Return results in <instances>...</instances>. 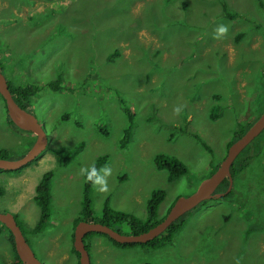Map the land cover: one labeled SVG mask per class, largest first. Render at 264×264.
<instances>
[{"label": "rangeland", "instance_id": "rangeland-1", "mask_svg": "<svg viewBox=\"0 0 264 264\" xmlns=\"http://www.w3.org/2000/svg\"><path fill=\"white\" fill-rule=\"evenodd\" d=\"M0 1V67L14 86L40 88L26 107L49 141L32 163L0 171V212L15 217L44 264H78L75 221L106 223L107 204L145 220L162 192L157 214L165 218L220 168L236 131L264 112V0ZM123 101L134 114L127 145ZM5 106L0 96V151L19 160L37 137L10 124ZM158 154L188 171L171 179ZM104 157L107 191L91 186L86 214L87 172ZM235 161L232 184L217 191L226 195L187 215L172 243L121 248L89 235L91 264H264V131ZM49 173L51 219L34 234L36 188ZM8 238L0 223V264L16 262Z\"/></svg>", "mask_w": 264, "mask_h": 264}, {"label": "water", "instance_id": "water-1", "mask_svg": "<svg viewBox=\"0 0 264 264\" xmlns=\"http://www.w3.org/2000/svg\"><path fill=\"white\" fill-rule=\"evenodd\" d=\"M0 95L5 100L7 113L15 126L24 132H31L37 137L33 147L19 160L0 158L1 171H16L35 161L46 150L49 145L48 135L45 127L39 123L37 118L15 101L9 90L7 78L1 70ZM263 131L264 112L250 129L230 146L220 168L204 181L194 194L176 201L166 218L148 232L127 236L101 223H79L74 234V248L80 254L79 263L91 264L90 255L84 243L85 237L90 233L106 235L119 244H146L159 237L179 218L194 210L203 202L224 197L226 194L218 195L216 193L217 189L226 179L232 184L231 168L235 160ZM0 223L12 233L17 255L23 264H44L35 255L18 222L11 213L0 212Z\"/></svg>", "mask_w": 264, "mask_h": 264}, {"label": "trees", "instance_id": "trees-1", "mask_svg": "<svg viewBox=\"0 0 264 264\" xmlns=\"http://www.w3.org/2000/svg\"><path fill=\"white\" fill-rule=\"evenodd\" d=\"M261 7L264 8V5L262 3H261ZM226 15L230 19H233V15L228 14V13H226ZM241 37H242V35H239L237 40H239ZM117 56H119V52L118 51H116L114 54H112V56L109 58V61L113 62L114 58L117 57ZM0 70L3 73L1 67H0ZM8 85H9V90L12 93V95H13L14 99L16 100V102L22 108H24L25 110H27L26 105L30 102V99L34 98L38 94V92L40 91L39 87L14 86L9 81H8ZM49 86L53 90H58L60 84L58 82H56V83H51ZM2 99L4 100L3 97H2ZM4 102H5V100H4ZM5 105H6V103H5ZM122 105L124 106V110H125L126 114L128 115L129 120H130V126L125 130L124 138H123V141H122L123 145H127V144L130 143V138L132 136L134 114L132 112V109H130V107L127 105V103H125L123 101ZM5 108H6V106H5ZM213 110L214 111L211 112V118H212V120L215 121L218 118V116H219V114L217 113V110H220V109H218L216 107V109H213ZM9 122H10V124L15 126V124L11 121L10 118H9ZM253 123H254L253 121L248 122L247 124H245L244 127L239 128V130L236 131V135H235L236 136V141L249 130V128L253 125ZM233 143L234 142L230 143L228 148H230V146ZM80 148H81V146L78 147V149H76V151L73 153V157L75 155H77V153L79 152ZM0 158L7 159V160L11 159L9 157V152L7 150L6 151H4V150L0 151ZM67 159L69 160V158H67ZM106 159H108V158H106V157L100 158L93 167L95 169H97L98 172H100V170L107 163ZM155 162H156L157 167H158V169L160 171H167L169 173V176H170L171 179L182 177L188 171L187 168L185 167V165L181 161H179L178 159H176L174 157L166 156L165 154L156 155ZM235 163H236V161H235ZM235 163H234V165H235ZM234 165L231 168V172H232V176L233 177H234V173H233ZM216 170H214L213 172H215ZM50 176H51L50 173L47 174V176H45L43 178V180L39 183L38 187L36 188V195L34 197V201H35V203L37 204V206L40 209V219H39V221H37L36 226L32 230V233H34V234L42 233L46 229V227L48 225V222L51 219L52 196H51L50 182H49ZM226 183H227V181H226ZM93 184H94L93 181H90V180L87 179V184H86V187H85L86 199H85V202H84V210H83V212L86 213V214L89 213L90 215H92V213H91L90 206H89L90 205V201L88 199V196H89L90 188H91V186H93ZM227 186H228V184H227ZM217 191H218V189H217ZM1 195H2V190H0V196ZM153 196H154L153 200H152V202H150L149 207H148L149 217L147 219L142 220V219H139V218H137V217H135V216H133L131 214H126V213H122V212H118V211H112L109 208L108 204H107L106 205V211L104 213V218H103V220H105L106 223H102V224L110 226L108 224V222H110L112 220V221H114V222H116L118 224H125L126 226H128L131 229L133 235H139V234L148 232L150 229H152L155 226H157L158 224H160L166 218L165 217L163 219H159L158 218V214H157V208H158L159 204L162 202V200L164 199L163 193L162 192H157V193H154ZM206 202H208V201H205L202 204H204ZM174 203H173V205H174ZM202 204H200L194 210H197ZM173 205L171 206V208L173 207ZM171 208L168 210L167 215L170 212ZM192 212H193V210L188 212V213H186L184 216H182L176 222H174L163 234H161L159 237H157L153 241L148 242L146 244H119V243L115 242L114 240H112L111 238H109L108 236L103 235V234H97V233H90L86 237H88L89 235L105 236L110 241H112L116 246L121 247V248H131V247L140 245V246H146V247H149V248H152V249H160L163 246H165L166 244L172 243V238H173L174 234L182 226L180 223H182V221L185 220L186 216L189 215ZM75 222H76L75 223V229H76V227L79 224V222H81V219H77ZM2 226L5 229H7L3 224H2ZM7 231L9 233V238L8 239H9L10 243L12 244V247H13V250H14L15 256H16V262H14L13 264H23L22 261L19 259L18 255H17L16 249H15L14 237H13L12 233L8 229H7ZM73 240H74V236H73ZM72 252L77 256L78 264H80L79 263L80 254L75 250L74 247H73V251Z\"/></svg>", "mask_w": 264, "mask_h": 264}, {"label": "clouds", "instance_id": "clouds-1", "mask_svg": "<svg viewBox=\"0 0 264 264\" xmlns=\"http://www.w3.org/2000/svg\"><path fill=\"white\" fill-rule=\"evenodd\" d=\"M221 33L225 31L223 27L219 29ZM83 171V170H82ZM104 173V176H107L109 174L108 169H102L101 170ZM87 179L90 181H93L97 185H102V187L99 189L100 191H107V184L106 181L103 179V177L100 175V173L95 169L94 167L87 172Z\"/></svg>", "mask_w": 264, "mask_h": 264}, {"label": "flooded vegetation", "instance_id": "flooded-vegetation-1", "mask_svg": "<svg viewBox=\"0 0 264 264\" xmlns=\"http://www.w3.org/2000/svg\"><path fill=\"white\" fill-rule=\"evenodd\" d=\"M15 101H16V100H15ZM175 203H176V202H175ZM175 203H174V204H175ZM173 206H174V205H173Z\"/></svg>", "mask_w": 264, "mask_h": 264}, {"label": "bare ground", "instance_id": "bare-ground-1", "mask_svg": "<svg viewBox=\"0 0 264 264\" xmlns=\"http://www.w3.org/2000/svg\"><path fill=\"white\" fill-rule=\"evenodd\" d=\"M216 193H217V191H216ZM216 199V198H215Z\"/></svg>", "mask_w": 264, "mask_h": 264}, {"label": "crops", "instance_id": "crops-1", "mask_svg": "<svg viewBox=\"0 0 264 264\" xmlns=\"http://www.w3.org/2000/svg\"><path fill=\"white\" fill-rule=\"evenodd\" d=\"M1 2V1H0Z\"/></svg>", "mask_w": 264, "mask_h": 264}]
</instances>
